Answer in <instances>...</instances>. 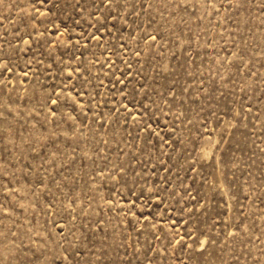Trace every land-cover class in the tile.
Wrapping results in <instances>:
<instances>
[{
    "label": "rangeland",
    "instance_id": "374dc122",
    "mask_svg": "<svg viewBox=\"0 0 264 264\" xmlns=\"http://www.w3.org/2000/svg\"><path fill=\"white\" fill-rule=\"evenodd\" d=\"M0 264H264V0H0Z\"/></svg>",
    "mask_w": 264,
    "mask_h": 264
}]
</instances>
